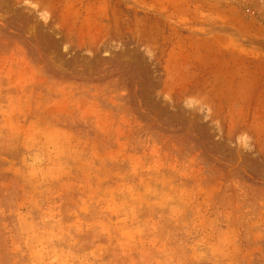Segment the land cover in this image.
<instances>
[{
  "label": "rangeland",
  "instance_id": "374dc122",
  "mask_svg": "<svg viewBox=\"0 0 264 264\" xmlns=\"http://www.w3.org/2000/svg\"><path fill=\"white\" fill-rule=\"evenodd\" d=\"M0 264H264V0H0Z\"/></svg>",
  "mask_w": 264,
  "mask_h": 264
}]
</instances>
